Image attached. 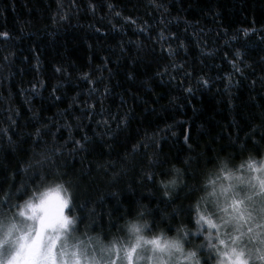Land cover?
<instances>
[{
    "label": "trees",
    "instance_id": "16d2710c",
    "mask_svg": "<svg viewBox=\"0 0 264 264\" xmlns=\"http://www.w3.org/2000/svg\"><path fill=\"white\" fill-rule=\"evenodd\" d=\"M0 33V212L62 179L77 236L183 224L185 250L215 264L195 204L225 166L264 161V0H0ZM160 179L195 187L170 201Z\"/></svg>",
    "mask_w": 264,
    "mask_h": 264
},
{
    "label": "snow or ice",
    "instance_id": "6c2138e0",
    "mask_svg": "<svg viewBox=\"0 0 264 264\" xmlns=\"http://www.w3.org/2000/svg\"><path fill=\"white\" fill-rule=\"evenodd\" d=\"M0 35L8 34L0 33ZM237 55L240 53L237 52ZM2 131L6 133L8 130L2 129ZM36 134L40 135L39 129ZM76 144L80 145L81 142L76 141ZM133 148L135 151L136 146ZM55 151L58 152L60 149L56 148ZM40 156L41 159L34 162L36 165L50 159L44 153ZM150 162L158 163L159 160ZM184 163L188 164V161L185 160ZM243 167L244 164L241 165V168ZM247 167L250 172L260 174L244 176L225 170V166L221 171L224 172V177L229 183H220L217 186L216 181L209 180L207 183L212 185L211 190H206L195 204L197 209L195 234L202 235L207 241L206 245L202 243L197 247L206 248L209 252L208 259H214L215 264H255L256 261L264 264V236L254 231V227L256 229L264 227V224L256 222L257 216L264 222V161L257 166L256 161L250 158ZM172 168L176 173L182 174L180 168L175 165ZM189 170L191 171V166ZM192 174L195 175V172L193 171ZM145 176L149 180L154 179L152 171L146 172ZM40 178L43 181V174ZM158 183L163 186V195L170 201L179 199L181 193L190 194L195 187L194 185L189 187L184 181L178 184L176 179H160ZM240 185L247 186V189L238 190ZM18 191L22 194L26 192L23 186ZM52 191L47 189L40 193L38 198L36 193H33L23 201L22 206L19 202L15 205L23 222H13L6 235L0 234V264H121L122 259L124 264H140L142 260H146L147 264H168L174 250L181 253L184 251V241L190 235V230H186L185 225L181 224L177 227L176 238H168L161 233L149 239L142 234L143 228L147 227L146 221L143 225L132 221L126 225L132 234L128 243H120L113 239L105 244L97 238L96 246L89 249L70 233V226L74 225L75 221L65 214L69 200L59 195L60 186H57L55 189L57 195L53 201L50 195ZM254 197L259 198L258 208ZM202 201L206 202L203 210H201ZM3 202L11 203V196H6ZM208 203L215 209L214 212L208 211ZM146 207L142 206V208ZM173 212L179 215L175 209ZM141 214L142 212L137 213V215ZM246 225L249 226L245 228ZM229 228L231 231H228ZM180 233L183 235L181 236ZM245 236H248L249 241L259 239V247L255 245L248 247L244 244ZM6 239L11 241V251L5 259L3 248ZM72 239H76V242L72 243ZM213 239L216 243H212ZM148 246L151 248V255L145 257L141 252ZM96 252H99V256ZM211 253H215V257ZM189 257H196L198 264H201V259L198 258L195 250L189 249L184 259ZM204 264H207V261Z\"/></svg>",
    "mask_w": 264,
    "mask_h": 264
},
{
    "label": "clouds",
    "instance_id": "9594fccd",
    "mask_svg": "<svg viewBox=\"0 0 264 264\" xmlns=\"http://www.w3.org/2000/svg\"><path fill=\"white\" fill-rule=\"evenodd\" d=\"M66 184H67V181H64L62 179H53L52 181H49L46 185L42 186V188L37 189L36 197L38 198L39 194L45 192L47 189H51L53 191L51 192L50 195L54 201L55 197L57 195L55 189L57 188V186H60L59 195L67 198L69 200V204H70L71 203L72 189H71V187H66L65 186ZM13 217H14V219H13ZM70 217L73 221H75V224H76V222H77L76 217L75 216H70ZM13 222L22 223L23 218L20 216L17 217L14 215H8L7 213L0 212V234L6 235L10 224H12ZM132 222H135V221H132ZM176 237L177 236L168 237V238H176ZM10 251H11V241H10V239H6L5 247L3 248V257L5 259L9 256ZM187 254H188V250L185 251V248H184L183 253L174 250L171 254V257L168 261V264H182L183 261H191L192 264H198V260L196 257H189L188 259H184V257H187ZM141 255H143L145 257L148 255H151L150 246H148L144 250H142ZM121 264H124L123 259L121 260ZM140 264H147V261L142 260L140 262Z\"/></svg>",
    "mask_w": 264,
    "mask_h": 264
},
{
    "label": "rangeland",
    "instance_id": "374dc122",
    "mask_svg": "<svg viewBox=\"0 0 264 264\" xmlns=\"http://www.w3.org/2000/svg\"><path fill=\"white\" fill-rule=\"evenodd\" d=\"M259 174H260V173L252 172L251 175H252V176H255V175H259ZM249 175H250V173H248V175L245 174L244 176H249ZM241 188H243V189L246 190V189H247V186H245V185H240V186H238V190H240ZM254 199L257 200L256 207L258 208V207L260 206V204H259V198H258V197H254ZM66 210H67V208L65 209V214L69 216V214L67 213ZM15 215H16L17 217H19V213H18V211H16ZM15 215H14V216H15ZM256 222H257V223H260V224H264V222H262V221L259 219V216L256 217ZM248 226H249V225H246L245 228H247ZM253 227H254V226H253ZM73 228H74V225L70 226V233L73 234L74 237H76V238L79 237L78 239H79L80 241H82L84 245L88 246L89 249H91L92 247L96 246V244H97V238H94V239H85V238H81L80 236H77V234H76V232L73 230ZM254 231H255V232H258L260 235L264 236V227H262L261 229H256V228L254 227ZM142 234L145 235L144 233H142ZM145 236L148 237V238H151V237H152V236L149 237V236H147V235H145ZM131 238H132V234L130 235V238H129L128 240H124L123 242H120V243H128L129 240H130ZM98 239H99V238H98ZM99 241L103 242L101 239H99ZM71 242H72V243H75V242H76V239H72ZM103 243L107 244L106 242H103ZM243 243L246 244L248 247H252L253 245L259 247V239L249 241L248 236H245V237H244V239H243ZM185 251H187V250H185ZM96 255L99 256V252H96ZM182 264H192V262H191V261H183ZM255 264H261V262H260V261H256Z\"/></svg>",
    "mask_w": 264,
    "mask_h": 264
}]
</instances>
